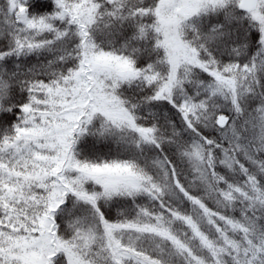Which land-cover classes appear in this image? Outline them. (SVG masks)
<instances>
[{
    "label": "snow or ice",
    "instance_id": "snow-or-ice-1",
    "mask_svg": "<svg viewBox=\"0 0 264 264\" xmlns=\"http://www.w3.org/2000/svg\"><path fill=\"white\" fill-rule=\"evenodd\" d=\"M0 264H264V0H0Z\"/></svg>",
    "mask_w": 264,
    "mask_h": 264
}]
</instances>
